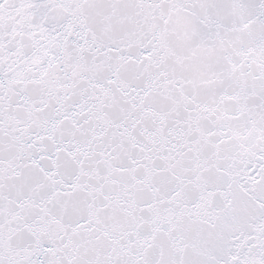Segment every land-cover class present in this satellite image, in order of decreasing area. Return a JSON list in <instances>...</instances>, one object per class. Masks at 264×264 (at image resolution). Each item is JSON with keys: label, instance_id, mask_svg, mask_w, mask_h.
Returning a JSON list of instances; mask_svg holds the SVG:
<instances>
[{"label": "snow or ice", "instance_id": "snow-or-ice-1", "mask_svg": "<svg viewBox=\"0 0 264 264\" xmlns=\"http://www.w3.org/2000/svg\"><path fill=\"white\" fill-rule=\"evenodd\" d=\"M0 264H264V0H0Z\"/></svg>", "mask_w": 264, "mask_h": 264}]
</instances>
